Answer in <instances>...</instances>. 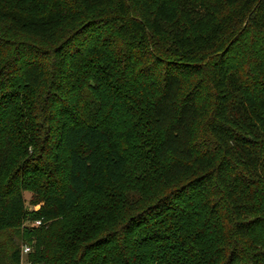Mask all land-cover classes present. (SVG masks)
Instances as JSON below:
<instances>
[{
    "label": "trees",
    "instance_id": "1",
    "mask_svg": "<svg viewBox=\"0 0 264 264\" xmlns=\"http://www.w3.org/2000/svg\"><path fill=\"white\" fill-rule=\"evenodd\" d=\"M23 244L264 264V0H0V264Z\"/></svg>",
    "mask_w": 264,
    "mask_h": 264
},
{
    "label": "built area",
    "instance_id": "2",
    "mask_svg": "<svg viewBox=\"0 0 264 264\" xmlns=\"http://www.w3.org/2000/svg\"><path fill=\"white\" fill-rule=\"evenodd\" d=\"M41 222H42V219L41 218L38 219V220H36V221H34L32 223V227H38V226H40L41 225ZM28 253H29V248L26 245H24V244L21 245L20 246V262H19V264L22 261V257H25ZM25 264H29V263L26 262Z\"/></svg>",
    "mask_w": 264,
    "mask_h": 264
},
{
    "label": "rangeland",
    "instance_id": "3",
    "mask_svg": "<svg viewBox=\"0 0 264 264\" xmlns=\"http://www.w3.org/2000/svg\"><path fill=\"white\" fill-rule=\"evenodd\" d=\"M22 196H23L24 201L26 202L28 200V197H29L28 193H23ZM32 223H33L32 221H26L23 223V227H31ZM25 245L28 247L27 244H25ZM25 263H26L25 257H22V261L20 264H25Z\"/></svg>",
    "mask_w": 264,
    "mask_h": 264
}]
</instances>
